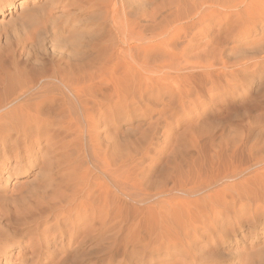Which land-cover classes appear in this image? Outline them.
I'll return each instance as SVG.
<instances>
[{
	"label": "rangeland",
	"instance_id": "374dc122",
	"mask_svg": "<svg viewBox=\"0 0 264 264\" xmlns=\"http://www.w3.org/2000/svg\"><path fill=\"white\" fill-rule=\"evenodd\" d=\"M204 2L206 0H128L127 26L142 28L137 30L139 38L123 46L127 49L122 55L126 60L120 57L119 64L113 48L118 43L117 31L110 23L106 39L109 50L104 52L109 58L104 55L107 67L96 65L91 71L85 69L88 73L82 69L72 70L74 73L60 76L62 81L55 75L59 66L52 62L26 63L32 72L45 71V77L40 79V75L36 80L38 85L31 89V94L36 96H29L33 100L32 108L38 109L34 113L46 120L45 132L56 133L59 138L55 140L59 142L56 148L59 153L55 157L47 155L49 161L55 159L56 164L62 165L52 177L55 181L67 179L72 186L84 181L83 174L87 173L97 196L107 181V208L95 205L92 217L95 233H100L97 229L106 216L109 245L94 248V264H264V189L261 186L264 184V172H261L264 171V21L253 20L250 33H246V23L236 14L226 15L225 8L217 7V11H213L214 7H209L212 10L207 9L192 18L172 12V5L176 3L184 5L187 11ZM22 3L24 0H18L15 6L4 10L6 13L0 12V65L9 71H13L17 60L25 62L21 47L27 41L28 49L34 48L30 40L33 35L47 58L56 50L50 40L52 31L41 32L36 22L21 24L18 21ZM39 4L30 3L29 8ZM205 6L208 4L202 5ZM155 10L161 15L152 20ZM191 19L194 26L173 39L176 32L173 27L181 22H192ZM6 25L10 27L8 31H5ZM159 42L162 47L168 43L170 50L161 48L141 53L140 83L132 81L130 70L134 68L130 63L134 56L128 53L129 44L147 46ZM84 73L90 74V81ZM72 78L80 83L75 85ZM64 79L69 81L68 84L65 81L67 85L73 83L80 87L73 93L63 85ZM70 104L74 107L72 111ZM70 112L69 117L66 116ZM87 112L95 124L94 149L85 132ZM69 125L79 126L77 137L73 130L67 129ZM105 156L107 174L102 170ZM38 169L34 171L37 173ZM36 175L4 177L0 181V190L5 188L0 192V207L13 208L16 203L15 210L20 211L27 204L26 200L19 205L9 196L19 194V188ZM218 192L223 194L220 198ZM239 192L246 198L240 197ZM248 216L259 221L257 226L249 224L253 219ZM42 231L44 226L39 232L42 234ZM66 242L67 238L62 243L58 241V246L67 245ZM21 252L16 246L12 252L15 257L8 264H21L18 259ZM26 258L31 261L32 253ZM48 261L46 257L43 263L48 264Z\"/></svg>",
	"mask_w": 264,
	"mask_h": 264
},
{
	"label": "bare ground",
	"instance_id": "6f19581e",
	"mask_svg": "<svg viewBox=\"0 0 264 264\" xmlns=\"http://www.w3.org/2000/svg\"><path fill=\"white\" fill-rule=\"evenodd\" d=\"M110 1L111 3H109L108 0H34V1L24 0V3L21 4L22 12L19 16L18 21L21 24L28 23V22H36L37 25L35 26L40 31L41 30L43 32L45 31V33L46 32L50 33V31H52L51 33L52 39L50 40L52 43L54 42V46H55L54 48H56V50H53V54L49 56V58H47L48 56L46 52L44 50L42 51L40 47L42 45L39 44L40 42L37 41L38 38H36L33 35L30 38V40H32L31 45L34 46V48L28 49L29 43L27 41H24L21 47L20 52L22 53L21 55H23V57L25 58V62L23 61L21 62V60H17L18 63H16L17 65H15V68H13V71L11 70L12 72L9 71V69H7L6 67H4V65L3 66L0 65V181L4 177H6V179H10L11 177H17V176L30 177L31 174L33 173H35V175L37 174L34 179H32L31 181L27 182L25 185L19 188V194H16V196H9V198L12 201L14 200L16 202L18 201L19 205L23 200H26L27 204L25 206L24 205L23 207H21L22 205L19 206L21 207L20 211H18L17 209L15 210L16 203L13 208L0 207V264H2L3 259H5V264H8L9 261L13 257H15L14 256L15 254L12 252L16 246L21 248V251H22L21 254L18 255V259H20L21 264H45L43 263V260L46 257L49 260L48 264H53V263L65 264L66 261L67 263L69 262V264L70 263L71 264L72 263L82 264L85 261L87 264H94L93 262L94 248L96 246L105 247L108 244L107 239H109V236L107 237L108 222L106 220V216L102 218L100 229H97L99 230L100 233H95L96 226H95V223L93 222L94 218L92 217L94 216L95 205L101 204L103 209L107 208V205H108V199H107L108 198V185L106 183L107 181L102 184L100 191L98 192L99 195L97 196L95 192L96 190H94V188H92L91 184L89 183L90 178L88 177V174L85 173V171L83 172L85 173L83 174L84 181L82 182L79 181L78 183H76L77 185L74 184L72 186L71 184L67 182L69 180L65 179V177L64 179L66 181H62V180L55 181L56 178L54 179L52 177L53 173H55L57 170H60V167L62 165L58 163L56 164L58 160H55V159L54 160L52 159L49 161L47 159L48 158L47 155L50 154L55 157V155L59 153V150L58 151L56 150L57 144H59V142L55 141L57 138L56 133L50 134V132L49 133L45 132L46 126L44 125V123H46V120L44 121V118H42L41 115H40V118L37 117L39 113L37 112L38 114L36 115L35 111H37L38 109L35 110L34 108H32L34 107V106H31V102L33 100H31L32 98L29 96L31 94V89L34 90L33 89L34 86L38 85L37 83L38 81L36 82L37 78L40 75H41L39 77L40 79L41 78L43 79L45 77V74H44L45 71H43L44 73L40 72V74L37 71L32 72L29 68L26 67V65L28 63H33V62L35 63L36 62L44 63L45 61L52 62L53 65L59 66L58 69L60 70L58 73L55 72L56 73L55 75H58L57 77L61 79L62 81H63V78H60V76L67 72L69 73L72 70L74 71L76 70L77 72L78 70L82 69L85 73H88V71L89 70L91 71V68L92 67L94 68L96 65H99L100 67H105L108 64L107 60H105L106 62L104 63V59L107 56V54L104 52L109 50V49L107 50L108 46L106 44L107 28H108L109 23L110 25L112 24L115 27V30L117 31V37L115 36L118 42L117 46L116 47H113L112 45L110 46L115 48L114 56H116L117 60L116 59L115 60L116 62H118V60H120V57H122V55L127 53V49L125 48L126 49L125 50L123 46L126 45V42L128 43L133 38H137L139 34L137 30H140L142 27L141 28L139 27L140 29H138V27H133V29L128 28L127 22H126V19H127L126 10H127L128 0H110ZM17 2L18 0H0V12H4L6 8L10 9L12 6H15ZM37 2H39L40 4L37 6L34 5L32 9L29 8L30 3L35 4ZM206 3L208 4V6L202 7V5ZM110 4H112L111 5L112 7L110 6ZM202 5L200 6L196 4L193 10H187L189 12L188 13L187 11H184V5L180 3H176L174 6L172 5V12L175 11L177 13V14L175 13L176 15H180V16L186 15L188 18L189 17L192 18L196 15H200L204 11H207V9L212 10V9H209V7H214L213 11H217V7L225 8L226 15L232 16L236 14L244 23H246V27H247V30L245 31L246 33H250L251 22L253 20L261 19L262 21H264V0H206V2L202 3ZM202 8L203 10H201ZM218 13L221 14L222 12H218ZM160 15H161L160 12L155 10L153 11L151 19L155 20L157 19V16H160ZM127 21L129 20L127 19ZM190 21L192 22H189V21L181 22L180 24L175 25L173 27V30L176 31L173 33V39L175 38L174 36L178 35L181 31H185L187 30V28L194 26L195 22H193L192 19ZM8 26L6 25L5 31H8V29L10 28ZM109 29H110V26H109ZM113 30L114 28L112 29V31ZM114 33L112 35H114ZM61 35H65L66 37L62 36V37H65V38H62ZM115 37H113L114 39L113 38L112 39L115 40ZM41 39L43 40V37ZM136 43H139V42H136ZM113 45H116V44H113ZM162 46H163L162 42L155 43V44L149 43V45L147 46L145 45L141 46L138 44L136 45L129 44L128 53L134 56V58L132 59L133 60L132 63H130V67L134 69L130 70L131 68L129 67V70L131 73L130 76H133V78L131 77L132 81L140 83L139 82V79H140V67H139L140 59L139 57L141 53H143L144 51L145 53L151 52V51L155 52L156 50L161 49V48H164V50H170L169 48L170 46L168 45V43H166V47H162ZM106 58L109 60L108 56ZM12 60H15V58ZM125 62L123 64H125ZM61 63H65V65H62ZM127 66H129V64ZM117 67H120V66L118 65ZM66 68L68 70H65ZM85 69H89V70L86 72ZM54 70L55 69L53 67V72ZM78 74L76 76H78ZM81 74H83V72ZM80 75L78 77H80ZM88 75L86 76L85 74V76L89 78L90 76ZM50 76H53V75L51 74ZM130 76L128 77L130 78ZM65 79L68 80L69 78H65ZM65 79H64L63 85L67 89L69 88L71 92L74 93V91L78 87H80V86H75L76 83L79 84L80 82L79 83L74 82L75 80L73 81V78H72V82L75 83V85H73L72 83V85L70 86L67 85L69 81L67 82ZM75 79H78V78H75ZM82 79L86 80V78L84 77H82ZM90 80L91 79L89 78L88 81ZM123 80H124V83L126 84L127 82L125 81L126 79L123 78ZM65 81L67 82V84L65 83ZM89 85L92 86V83H90ZM43 86L41 88H43ZM81 87L83 88L84 85H82ZM115 89L116 90L118 89L117 86ZM133 90L134 89H132V91ZM31 95H34V94L32 93ZM88 95L90 96V92ZM121 96L123 97V95ZM39 97L37 96L36 98H39ZM73 98L75 99V97ZM85 99H82V100L85 101ZM77 101L78 100L76 99V102ZM84 101H81V102H84ZM42 103L43 102H41V104ZM78 104H81V103H78ZM71 107H73V105L71 106L70 104V110H71ZM68 114L70 115L71 112L67 113L66 116H68ZM86 114L90 115V113L88 112ZM89 115H87V117L86 115H84L86 119L88 118L87 123H86L87 126H85V128L87 127L85 132L90 136L89 138L90 145L94 149L95 142H94L92 131L95 128V124L91 119H89V117H91V115L90 116ZM46 117H48V115ZM46 117L45 119H47ZM72 118H74V116H72ZM64 125L63 126L58 125V126L64 127ZM53 126H56V125H53ZM78 127L76 125L75 126L69 125L67 129H70L69 131L73 130L77 137L76 132L79 131ZM75 135H73V137ZM107 166H108V163H106V156H105L104 164L102 165V170L105 174L108 173ZM36 167L39 168L37 173H36V170L34 171V168ZM261 172H264V171H261ZM257 174L258 173H256V175ZM226 175L227 174L223 176H226ZM258 177L259 178L257 179H259L260 181V175ZM262 177L264 178V176ZM263 178L261 180H263ZM261 186L264 189V184H262ZM244 189H245V186H244ZM257 189H259V187ZM1 191H5V188H2L0 192ZM252 191L253 193H255L254 190ZM249 192L251 193V191ZM218 193H219V196H218L219 198L220 196L224 194L223 192H222L223 194L221 193L222 195H220V192ZM255 194H254V197H255ZM259 194L261 197L262 193H259ZM259 194L257 197H259ZM239 195H240V192H239ZM233 196H236V195L233 194ZM246 196H249V195H246ZM78 197H81V198L79 199ZM240 197H244V195L243 196L240 195ZM233 198L235 197H232V199ZM245 198L246 197H244V199ZM5 199H7V197H5ZM254 199L256 198H253V200ZM259 199L260 198L256 199L257 202ZM215 200H217L216 197H215ZM195 201H198V200H195ZM238 201L240 202L242 200L238 199ZM260 201L261 200H259V202ZM262 201H263V198H262ZM1 202H2V198H0V204ZM257 202H255L256 203L255 208L257 207ZM236 204L235 206L237 207ZM245 205L250 208V206H248L247 204ZM244 207L245 206L241 207V209ZM234 209L235 207L233 208V210ZM248 218L253 219L249 216ZM241 223L242 221L240 220L239 224ZM258 223L259 221L256 222V220L253 219L250 221L249 224L256 225ZM213 225H216V224L213 223ZM41 226H44V231H42L43 232L42 234L41 232H39ZM26 237H29V238L26 239ZM66 238H67V242H66L67 245L62 244L59 247L58 241L62 243L65 241ZM29 252L32 253V257H33L31 261H28V259L26 258Z\"/></svg>",
	"mask_w": 264,
	"mask_h": 264
}]
</instances>
